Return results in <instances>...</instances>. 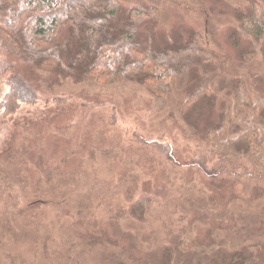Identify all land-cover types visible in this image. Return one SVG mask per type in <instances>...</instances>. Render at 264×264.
<instances>
[{"label":"rangeland","instance_id":"374dc122","mask_svg":"<svg viewBox=\"0 0 264 264\" xmlns=\"http://www.w3.org/2000/svg\"><path fill=\"white\" fill-rule=\"evenodd\" d=\"M119 1L126 9L156 6V29L165 42L178 35L180 41L184 32L202 35L213 69L195 72L208 77L215 112L231 109L226 90L217 91L226 77L243 78L250 92L264 99V38L245 62L229 39L239 36L240 47L256 43L237 16L248 13L247 0ZM27 71L40 97L37 104L0 119V264H150L151 254L174 241L211 264L218 253L264 246L263 201L226 203L201 176L156 153L148 158L150 172L144 167L148 146L144 151L129 144L132 132L147 143H175L176 132L184 130L179 111L191 78L175 79L166 109L151 115L145 87L77 83L35 68ZM1 89L2 95L9 85ZM194 144L180 139L174 145L190 154ZM142 197H150L149 210L133 218L130 206Z\"/></svg>","mask_w":264,"mask_h":264},{"label":"trees","instance_id":"16d2710c","mask_svg":"<svg viewBox=\"0 0 264 264\" xmlns=\"http://www.w3.org/2000/svg\"><path fill=\"white\" fill-rule=\"evenodd\" d=\"M247 1L248 13L237 16L243 31L256 43L240 47L239 36L229 38L242 62L255 55V44L264 38V0ZM158 21L156 6L126 9L119 0H0V51L4 55L0 93L5 82L9 85L0 94V119L37 104L40 97L25 77L30 68L77 83L129 82L145 87L152 98L151 115L166 109L173 81L188 77L192 86L179 111L184 130L176 132L175 143L196 140L190 154L178 151L173 142L147 143L134 132L130 139L136 145L129 144L144 151L148 146L144 167L150 172L148 158L156 153L170 165L201 176L226 203L264 202V99L252 94L243 78L226 77L219 81L217 91L226 90L231 109L228 114L222 108L215 112L208 77L196 76L197 68L213 69L202 35L184 32L180 41L178 35L168 43L158 35ZM2 76L10 77L3 82ZM214 112L218 115L212 120ZM151 189L149 185L147 190ZM150 205V197L139 198L130 206L131 217L141 219ZM253 249L245 245L218 253L210 258L211 264H264V246ZM208 260L175 241L150 256V264H205Z\"/></svg>","mask_w":264,"mask_h":264}]
</instances>
